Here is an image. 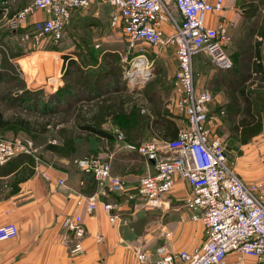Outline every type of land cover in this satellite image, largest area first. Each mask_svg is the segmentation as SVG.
<instances>
[{"label":"built area","instance_id":"2783aa9c","mask_svg":"<svg viewBox=\"0 0 264 264\" xmlns=\"http://www.w3.org/2000/svg\"><path fill=\"white\" fill-rule=\"evenodd\" d=\"M115 8L112 25L119 27L128 43V54L133 55V67L147 59L145 45L153 49L173 48L178 62L174 83V107L186 126L180 128L176 138L152 139L141 144L127 143L123 131L116 129L114 136L125 142L128 152L142 156L149 168L154 160L155 172L140 180L138 196L149 208L165 205L167 195L179 180L191 186L185 206L191 219L202 223L206 240L192 249L178 253L166 246L157 249L155 264H243L245 259H264V181L244 182L228 165L227 144L210 126L215 119L211 106L213 93L197 85L194 58L204 54L217 69L230 70L233 60L228 53L232 36L228 25L221 21L216 27L207 25L209 14L221 13L225 0H109ZM92 0H34L32 5L16 13L6 6L1 21L12 31L32 26L25 34L35 47L46 40L57 44L70 22L73 12H86ZM43 12L46 17L31 23V18ZM144 79L148 73H144ZM50 84L57 81L49 78ZM223 114V111L221 112ZM33 150L20 139L0 138V166L18 156L32 155ZM165 156V157H164ZM76 167L92 175L103 197L125 190L122 178L113 175L112 164L102 158H80ZM64 185V181H60ZM112 224L119 220V207L114 202H102L99 196L79 197L76 206L93 213L99 205ZM63 228L72 235L71 254L84 253L86 228L81 213L67 215ZM19 235L15 223L0 225V242L14 240ZM103 235L97 236L99 243ZM230 255L234 258L231 260ZM140 261L145 252L137 251Z\"/></svg>","mask_w":264,"mask_h":264},{"label":"rangeland","instance_id":"374dc122","mask_svg":"<svg viewBox=\"0 0 264 264\" xmlns=\"http://www.w3.org/2000/svg\"><path fill=\"white\" fill-rule=\"evenodd\" d=\"M254 1L264 5V0ZM81 13L84 16H80L79 21L67 24L59 43L46 45L47 48L42 50H37L31 38L25 39L32 26L12 31L6 21H0V111L14 122L26 121L30 125V130L12 125L0 131V138L20 139L33 150L32 155L18 156L0 166V174L17 171L14 178L16 184L42 165L70 170L76 167V159L94 157L108 160L119 169H127L123 159H129L128 169H134L140 177L135 181L137 188L130 194L138 195L140 180L149 172L153 173L152 167L149 168L139 154H126L125 142L118 141L114 131H123L127 143L138 145L152 140L147 136L149 132L142 129L152 120L165 118L167 124L175 121L179 128L186 126L173 103L178 72L176 56H162L160 49L145 45L147 59L144 65L138 64H142L143 69L140 70L141 66L134 68V56L128 54V43L121 29L112 25L115 8L110 1L94 0L86 14ZM33 23L31 21L30 24ZM229 47L231 56L234 48ZM39 51L50 53H41L33 58ZM245 53L237 60L231 56L234 65L230 72L215 68L204 54L196 55L194 68L199 86L219 96L223 103L229 98L236 103L242 95L241 80H250L251 83L259 80V76L254 75L257 66L251 58L254 49H246ZM64 56L76 59L77 65L67 70L65 65L61 67ZM54 57H59L60 70L53 76L57 82L50 84V62ZM37 59L39 63L45 61L40 63L41 68L43 66L44 69L46 63L49 65V71L44 70L48 73L45 82L48 88L28 87L27 80H31L27 75H34L33 62ZM142 70L143 73H138ZM146 72L149 76L144 79ZM14 73L15 76H12ZM25 89L41 92L42 96L27 94ZM53 89L54 94L61 89L58 92L62 101L60 104L52 102ZM19 92L21 94L15 96ZM253 97L257 103V90L253 91ZM83 126L98 128L113 135V138L105 139L88 133L82 130ZM214 130L226 142L229 153V134ZM260 142L264 143V137ZM86 175L91 191H97V181L92 175ZM3 194L6 195V192ZM170 209V205H166L158 210L168 213ZM142 215L145 216L144 213ZM248 261L245 259L246 263Z\"/></svg>","mask_w":264,"mask_h":264},{"label":"crops","instance_id":"0c3cea01","mask_svg":"<svg viewBox=\"0 0 264 264\" xmlns=\"http://www.w3.org/2000/svg\"><path fill=\"white\" fill-rule=\"evenodd\" d=\"M33 1L0 0V10L3 15L6 6L14 14L32 5ZM83 14L73 12L70 21H79ZM45 17L43 12H37L31 21ZM221 21L229 27L232 36L229 48H234L231 52L234 59L242 57L246 49H254L255 53L251 58L257 66L254 75L259 76V80L255 83L241 80L242 95L236 103L230 98L223 103L216 95L211 106V114L215 119L210 126L219 133L226 131L229 134V166L237 175L246 183L264 181V143L260 142L264 137V5L261 6L254 0H225L224 11L209 14L207 25L213 28ZM46 45L54 43L46 40L36 48L42 50L47 48ZM41 53L50 52L39 51L33 58ZM160 55L175 56V51L168 48L162 50ZM54 58L50 62L49 78L60 70V63L57 61L59 57ZM44 62L42 60L40 63ZM38 63V59L33 62L34 75H27L32 81L27 80L28 87L48 88L45 85L48 73L45 71H49V65L46 63L43 69ZM63 65L64 60L61 67ZM197 85L199 86L198 83ZM254 90L258 91L257 103L254 102ZM54 91L55 89L52 94ZM249 116H254L251 127L247 121L244 123ZM257 123L261 125L258 132H255ZM151 134L149 132L147 135L150 139H157V136ZM125 152L131 154L126 150ZM123 161L127 169H119L117 165L111 164L113 175L122 178L125 183V193L109 197L100 195L99 188L91 191L87 175L77 167L63 170L42 165L16 184L14 178L17 171L0 174V225L15 223L19 228L16 239L0 242V264H155L157 249L161 246L178 253L201 245L206 240L203 225L191 219V212L185 206L191 186L185 181H178L174 191L165 199L164 206L171 207L168 213L149 208L141 197L130 194L131 190L137 188L135 181L140 177L134 169H128L131 163L129 159ZM151 167L152 172H155L154 163ZM60 181H64V185H60ZM92 195L99 196L102 202H114L118 205L119 220L116 224L110 222L101 204L93 213H87L76 206L79 197ZM77 212L82 214L86 228L85 251L79 256H73V238L63 228L62 222L67 215ZM98 235L104 236V242L97 241ZM137 251L146 253L145 261L138 259ZM230 258L232 260L234 256L230 255ZM248 260V263L244 261L243 264H264V259Z\"/></svg>","mask_w":264,"mask_h":264},{"label":"trees","instance_id":"16d2710c","mask_svg":"<svg viewBox=\"0 0 264 264\" xmlns=\"http://www.w3.org/2000/svg\"><path fill=\"white\" fill-rule=\"evenodd\" d=\"M1 16H2V11L0 10V18H1ZM63 60H64V65L66 67V70L68 69V67L70 69H72L73 67H75L77 65L76 59H74L72 57L64 56ZM232 70L233 69L229 70V72ZM12 76H15V73ZM60 91H61V89H59L55 94L53 93L54 95L51 96L53 99L52 102L54 103V105L55 104L57 105V103L60 104L62 102L61 98H60V93H58ZM21 92L17 93V95H15V96H19L21 94ZM26 93L32 94V95L34 94L35 96L38 95L39 97L42 96V93L37 92V91L30 92V91L26 90ZM246 102H248V101H246ZM253 117L254 116L247 117L244 120V123L247 121L251 127L253 124L252 123ZM12 125H19V126L23 127L24 129L30 130V125L26 121L14 122L13 120L6 118L3 114V112L0 111V131L7 130ZM260 125H261V123L256 124L255 132H258V128ZM81 128H82V130H84L88 133L98 135V136L105 138V139H112L113 138V135H111V134H109L103 130H100L98 128H95V127L83 126ZM142 129L145 131L151 132L152 133L151 135H153L155 137L157 136V139L159 138L158 140H168V139L176 138L180 128L177 126L175 121H172V123L170 121L169 124H167V122L165 121V118H163L161 120L156 119V120H152L151 122H147L145 127ZM170 135H172L173 137H170ZM14 171H11V172H14ZM7 173H10V172H7Z\"/></svg>","mask_w":264,"mask_h":264},{"label":"bare ground","instance_id":"6f19581e","mask_svg":"<svg viewBox=\"0 0 264 264\" xmlns=\"http://www.w3.org/2000/svg\"><path fill=\"white\" fill-rule=\"evenodd\" d=\"M139 66H141V67H140V70L143 69L142 64H141V65H138L137 67H139ZM138 73H143V70H142L141 72L138 71Z\"/></svg>","mask_w":264,"mask_h":264},{"label":"water","instance_id":"95a60500","mask_svg":"<svg viewBox=\"0 0 264 264\" xmlns=\"http://www.w3.org/2000/svg\"><path fill=\"white\" fill-rule=\"evenodd\" d=\"M151 162H152V163H155V161H154V160H152Z\"/></svg>","mask_w":264,"mask_h":264}]
</instances>
